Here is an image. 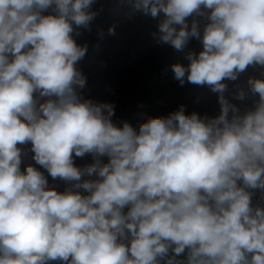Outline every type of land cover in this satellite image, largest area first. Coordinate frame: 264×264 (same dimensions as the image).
<instances>
[{
  "label": "clouds",
  "instance_id": "1",
  "mask_svg": "<svg viewBox=\"0 0 264 264\" xmlns=\"http://www.w3.org/2000/svg\"><path fill=\"white\" fill-rule=\"evenodd\" d=\"M96 2L0 0V264H264V206L252 200L264 201V79L235 92L258 97L243 113L225 95V81L264 68V0H124L127 18L158 21V43H201L171 70L220 105L138 129L81 95L88 45L75 37L104 10ZM29 146L40 168L22 170Z\"/></svg>",
  "mask_w": 264,
  "mask_h": 264
},
{
  "label": "rangeland",
  "instance_id": "2",
  "mask_svg": "<svg viewBox=\"0 0 264 264\" xmlns=\"http://www.w3.org/2000/svg\"><path fill=\"white\" fill-rule=\"evenodd\" d=\"M101 6L104 10L92 22L91 31L77 29L79 35L75 37L79 44L88 45L86 56L78 63V68L87 78L86 87L81 90L83 98L112 103L115 106L113 120L117 124L127 121L137 129L148 118L167 117L180 106H184L186 113L195 111L208 117L219 114L217 93L206 85L198 86L187 81L181 85L171 70L172 64L187 65L186 54L189 51L198 53L202 50L198 40L191 39L183 51H177L154 38L157 20L140 14L127 18L128 6L124 0H97L93 8ZM205 22L201 19V24ZM113 25L115 35H108V29ZM98 28L103 29V38ZM249 77L264 79V68L249 66L237 80L225 81L228 85L225 95L241 113L252 102L251 94L244 100H237L234 95L240 87L247 89ZM32 156L29 146L21 164L22 170L29 164L40 168ZM104 159L106 162L107 158ZM91 162L90 155L75 158L77 166ZM40 170L48 177L50 186L59 192L65 190L64 181H53L46 170ZM79 191L86 194L83 189Z\"/></svg>",
  "mask_w": 264,
  "mask_h": 264
},
{
  "label": "trees",
  "instance_id": "3",
  "mask_svg": "<svg viewBox=\"0 0 264 264\" xmlns=\"http://www.w3.org/2000/svg\"><path fill=\"white\" fill-rule=\"evenodd\" d=\"M251 98H252V102L248 104V108H247V109L252 108L253 105H254V101H255L256 99H258V97L253 96L252 94H251ZM242 113H243V112H242ZM252 200H253V203H254V204H260L261 206H264V201H261V200H260V193H259V191H256V192L253 194V196H252ZM50 264H61V262H60V261H56V263H55V262L52 261V262H50Z\"/></svg>",
  "mask_w": 264,
  "mask_h": 264
}]
</instances>
